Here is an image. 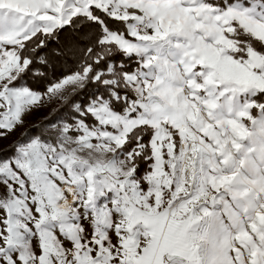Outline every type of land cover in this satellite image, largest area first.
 <instances>
[{
  "label": "snow or ice",
  "instance_id": "1",
  "mask_svg": "<svg viewBox=\"0 0 264 264\" xmlns=\"http://www.w3.org/2000/svg\"><path fill=\"white\" fill-rule=\"evenodd\" d=\"M17 130L0 264H264V0H0Z\"/></svg>",
  "mask_w": 264,
  "mask_h": 264
},
{
  "label": "rangeland",
  "instance_id": "2",
  "mask_svg": "<svg viewBox=\"0 0 264 264\" xmlns=\"http://www.w3.org/2000/svg\"><path fill=\"white\" fill-rule=\"evenodd\" d=\"M61 108L62 110L57 113L58 116H64L68 114V109L63 107V105L60 104V101L55 100L51 103H46L45 107L40 111L35 113L27 122L25 127H30L33 123H36L37 121L41 120L44 117L51 116L53 114V110ZM22 130H17L16 133H14L12 136L9 137V140L4 141L3 144H0V147H3L7 143H9L11 140H14Z\"/></svg>",
  "mask_w": 264,
  "mask_h": 264
}]
</instances>
